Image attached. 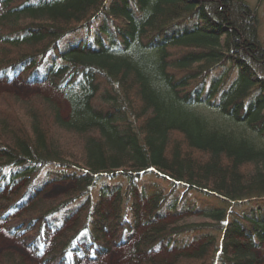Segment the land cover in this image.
Segmentation results:
<instances>
[{
  "label": "trees",
  "instance_id": "obj_1",
  "mask_svg": "<svg viewBox=\"0 0 264 264\" xmlns=\"http://www.w3.org/2000/svg\"><path fill=\"white\" fill-rule=\"evenodd\" d=\"M16 75L69 106L63 117L42 96L0 104V191L26 180L1 218L48 181L72 185L8 227L38 254L62 232L50 263L92 262L145 226L139 264L191 243L171 264H261L264 46L244 0H0V77Z\"/></svg>",
  "mask_w": 264,
  "mask_h": 264
},
{
  "label": "rangeland",
  "instance_id": "obj_2",
  "mask_svg": "<svg viewBox=\"0 0 264 264\" xmlns=\"http://www.w3.org/2000/svg\"><path fill=\"white\" fill-rule=\"evenodd\" d=\"M250 7L256 10V14L258 17V35L262 45L264 46V0H244ZM84 32L82 28H79L75 33H71L68 36H65L62 41H66L69 38H75L79 36H83ZM8 95L10 97L18 98L19 100L26 101L30 98L36 96H42L49 99L51 102L56 104L58 107L61 116L67 117L69 112V106L62 94L55 89L53 86L46 82L42 83H29L25 81L21 75H16L11 77L10 79H4L0 77V104L2 102L3 96ZM52 171L51 168H47ZM45 172L43 171L34 182L42 181L44 178ZM152 178H146L149 181ZM153 180V179H152ZM26 187V180H19L14 186L3 188L0 191V261L3 256L6 254L13 255L19 258L23 264H51L50 260L47 259L49 257V253L52 251L54 247V243L56 239L62 235L58 233L54 236H49L47 241V249L43 255L38 254L32 246L28 245L27 239L30 235V232L26 231L24 233H16L13 234L9 231L8 227L15 222L17 218L20 216H27L31 213V211L36 208L39 203L52 199L58 198L62 196L64 193L70 191L72 185L70 183H62L58 181H48L44 184L43 188L33 197L30 201L26 202L22 205L14 214H10L6 216V218H1V214L7 202L12 200L17 196L19 192H21L22 188ZM136 208L138 213H148L147 205L142 202H137ZM106 216L110 219L114 210L113 207H106ZM105 211V212H106ZM108 212H111L110 214ZM110 215V216H109ZM75 218H70L64 225V230H69L73 227ZM174 218L171 216L163 217L162 219L156 220L153 222L152 227L154 229H163L165 226L172 224ZM147 230V227L140 226L136 229L133 239L131 242L127 243L123 246H110L109 251L103 253L95 258L94 261H85L81 260L78 264H139V260L137 258H142L143 254H133L132 253V245L133 242L136 241L137 237H140L142 233ZM108 239L112 241V237L108 236ZM197 243H191L187 247L182 249H158L155 252L145 253L146 257L150 258L156 263L160 264H171L175 257L178 255H189L195 252ZM262 262L264 264V249L260 253ZM138 256V257H137Z\"/></svg>",
  "mask_w": 264,
  "mask_h": 264
}]
</instances>
